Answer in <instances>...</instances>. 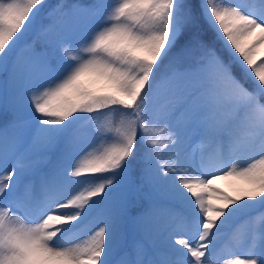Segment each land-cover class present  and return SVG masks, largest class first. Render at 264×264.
<instances>
[{
	"label": "snow or ice",
	"instance_id": "snow-or-ice-1",
	"mask_svg": "<svg viewBox=\"0 0 264 264\" xmlns=\"http://www.w3.org/2000/svg\"><path fill=\"white\" fill-rule=\"evenodd\" d=\"M0 264H264V0H0Z\"/></svg>",
	"mask_w": 264,
	"mask_h": 264
},
{
	"label": "rangeland",
	"instance_id": "rangeland-1",
	"mask_svg": "<svg viewBox=\"0 0 264 264\" xmlns=\"http://www.w3.org/2000/svg\"><path fill=\"white\" fill-rule=\"evenodd\" d=\"M216 187H218L220 189H223L224 191H229L230 190L229 187H228L227 182H225V181L216 182ZM253 223H254V225H256V224H258V221H254ZM235 227L236 226H233V230L235 229ZM239 227H240V230L243 231L246 226L241 224V225H239ZM225 251H227V249H225Z\"/></svg>",
	"mask_w": 264,
	"mask_h": 264
},
{
	"label": "trees",
	"instance_id": "trees-1",
	"mask_svg": "<svg viewBox=\"0 0 264 264\" xmlns=\"http://www.w3.org/2000/svg\"><path fill=\"white\" fill-rule=\"evenodd\" d=\"M50 2H55V0H50Z\"/></svg>",
	"mask_w": 264,
	"mask_h": 264
}]
</instances>
